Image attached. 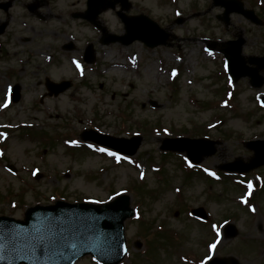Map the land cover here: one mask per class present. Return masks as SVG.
<instances>
[{"label":"rangeland","instance_id":"1","mask_svg":"<svg viewBox=\"0 0 264 264\" xmlns=\"http://www.w3.org/2000/svg\"><path fill=\"white\" fill-rule=\"evenodd\" d=\"M1 1H11V7L7 13L0 9V22L7 24L0 35V215L23 218L25 208L35 204L56 199L99 203L113 193H125L135 216L124 222L130 247L120 264H183L182 255L206 254L204 243L213 237L209 224L190 214L191 208L201 206L218 231L228 221L237 231L217 245L215 255L235 256L240 264H264V191L253 201L258 210L250 213L245 206L253 203L244 206L242 190L227 182L210 183L201 174L187 176L179 166L183 153L163 155L160 149L172 134L194 129L207 134V129L208 138L218 142L201 165L217 169L238 157L246 162L253 152L244 141L264 139V110L258 103L264 96V67L260 87H252L247 77L230 81L236 89V112L225 103L216 105L224 89L223 80L215 76L225 67L218 49L228 39L244 40L246 58L264 57V7L242 0L263 20L256 25L236 13L228 23L219 20L223 9L211 0H128L126 14H145L176 36L166 45L148 48L139 40L104 43L100 29L70 15L83 11L86 0H38L35 13L26 8L33 0ZM120 9L117 3L97 17L112 35L124 34L116 16ZM68 42L72 48H63ZM88 43L94 59L79 72L71 57L80 60ZM46 78L70 79L72 87L48 96ZM14 85L19 87L17 102L9 98ZM121 110L128 115L125 130ZM28 124L35 131H55L78 141L91 128L126 138L138 133L141 138L133 157L85 148L71 153L63 142L43 146L39 133L21 135L29 133L21 129ZM257 172L264 177V167ZM4 195L10 197L4 200ZM9 199L19 202L17 208L11 210ZM160 226L164 230L157 232ZM135 240L141 248L132 246ZM75 264L98 263L86 256Z\"/></svg>","mask_w":264,"mask_h":264},{"label":"water","instance_id":"2","mask_svg":"<svg viewBox=\"0 0 264 264\" xmlns=\"http://www.w3.org/2000/svg\"><path fill=\"white\" fill-rule=\"evenodd\" d=\"M120 1L123 8H126V0H88L87 16L94 19L100 8L113 7L115 2ZM227 6L231 0H214ZM236 1V0H235ZM237 10L253 21L259 22L250 10L243 9L241 3L237 2ZM10 1L0 3V7L7 9ZM34 6L32 5V8ZM232 9L224 12V18ZM126 35L118 37L122 42L127 43L133 39L143 40L148 46H155L165 43L169 34L157 28L155 24L146 20L143 16L127 17L121 14ZM146 21V23L144 21ZM5 24L0 26V33L3 32ZM128 38V39H127ZM243 40L226 43L223 52L229 59V71L234 78L249 76L252 81L256 79L258 71L264 67L256 57H248L247 61L257 63V68L251 69L246 66V60L241 56ZM90 54L91 47H89ZM89 51L87 54H89ZM259 85V81H255ZM69 85L68 82L60 84L48 83L50 94H58ZM17 87L13 93V100L18 99ZM130 149L126 145L117 147L123 152L134 153L139 138ZM99 142L106 141L97 139ZM181 141V140H180ZM189 143L180 142L177 146L165 145L164 149L174 150L187 149L188 156L198 161L203 156L197 153L201 146L206 145L205 140H185ZM203 143L204 145H200ZM116 147V146H115ZM255 155L261 154L259 148H255ZM264 159V158H261ZM101 208V207H100ZM100 208H90L83 204H66L58 202L54 206L29 208L25 214V221L0 217V264H72L73 261L85 253H92L95 257L106 261V253L109 250L118 248L121 244L122 253L117 251L116 258L109 263H116L123 255L124 245L122 240L123 219L131 214V211L121 212L119 215L111 213L113 206L107 205ZM234 233V231L232 232ZM119 250V249H118ZM120 253V254H119ZM107 262V261H106ZM231 263H233L231 261ZM235 263V262H234Z\"/></svg>","mask_w":264,"mask_h":264},{"label":"snow or ice","instance_id":"3","mask_svg":"<svg viewBox=\"0 0 264 264\" xmlns=\"http://www.w3.org/2000/svg\"><path fill=\"white\" fill-rule=\"evenodd\" d=\"M79 67V65H77ZM100 151H107L106 149H99ZM109 155H116L115 153H109ZM119 159V157H118ZM249 187H251V185H249ZM213 248H215V245H212Z\"/></svg>","mask_w":264,"mask_h":264},{"label":"bare ground","instance_id":"4","mask_svg":"<svg viewBox=\"0 0 264 264\" xmlns=\"http://www.w3.org/2000/svg\"><path fill=\"white\" fill-rule=\"evenodd\" d=\"M87 28H88V27H87ZM87 28H85V29H84V31H87V32H89V34H91V35H92V33L89 31V30H90V28H88L89 30H88Z\"/></svg>","mask_w":264,"mask_h":264}]
</instances>
